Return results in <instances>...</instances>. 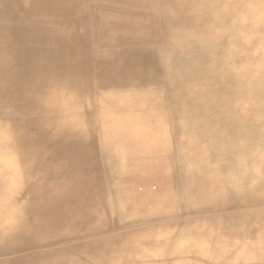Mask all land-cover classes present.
I'll return each mask as SVG.
<instances>
[{
	"label": "bare ground",
	"instance_id": "6f19581e",
	"mask_svg": "<svg viewBox=\"0 0 264 264\" xmlns=\"http://www.w3.org/2000/svg\"><path fill=\"white\" fill-rule=\"evenodd\" d=\"M0 264H264V0H0Z\"/></svg>",
	"mask_w": 264,
	"mask_h": 264
}]
</instances>
